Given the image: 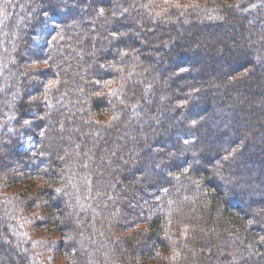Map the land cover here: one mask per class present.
<instances>
[{
  "label": "trees",
  "instance_id": "1",
  "mask_svg": "<svg viewBox=\"0 0 264 264\" xmlns=\"http://www.w3.org/2000/svg\"><path fill=\"white\" fill-rule=\"evenodd\" d=\"M263 97L261 0H0V257L264 264Z\"/></svg>",
  "mask_w": 264,
  "mask_h": 264
},
{
  "label": "rangeland",
  "instance_id": "2",
  "mask_svg": "<svg viewBox=\"0 0 264 264\" xmlns=\"http://www.w3.org/2000/svg\"><path fill=\"white\" fill-rule=\"evenodd\" d=\"M261 7L264 11V0H261ZM251 19H253V18H251ZM192 32L193 31L191 30L189 33H192ZM201 32L203 33V31H201ZM226 32L229 36H233V39L237 40L238 44H242V43H240L242 41L241 35L238 32L236 27L233 26L231 30L226 29ZM224 44L231 48L232 47V40L229 39L228 41L224 42ZM154 45H156V43H154ZM243 46H245V45H243ZM262 99L264 102V97ZM30 145H32V143L27 144L25 146V148H29ZM33 213H39L38 208L34 209ZM41 234L42 235L46 234V231L42 230ZM61 241H62L61 238L56 239V243L54 244V249L52 250V252H48V255H47L49 257L48 258L49 261L44 260L45 264H66V262H65L66 257H64V256H58L57 257V255L55 254L56 250H60ZM0 264H9V263H7L3 257H0Z\"/></svg>",
  "mask_w": 264,
  "mask_h": 264
},
{
  "label": "snow or ice",
  "instance_id": "3",
  "mask_svg": "<svg viewBox=\"0 0 264 264\" xmlns=\"http://www.w3.org/2000/svg\"><path fill=\"white\" fill-rule=\"evenodd\" d=\"M102 13H103V9L101 8V14ZM52 31H55V29L53 28ZM49 34H51V33H49ZM44 63H47V60H45ZM25 124H29V121L25 120Z\"/></svg>",
  "mask_w": 264,
  "mask_h": 264
}]
</instances>
